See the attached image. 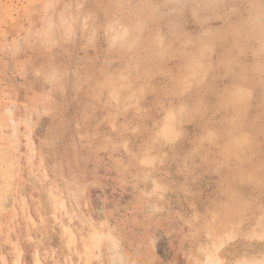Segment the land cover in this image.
<instances>
[{"label": "rangeland", "instance_id": "obj_1", "mask_svg": "<svg viewBox=\"0 0 264 264\" xmlns=\"http://www.w3.org/2000/svg\"><path fill=\"white\" fill-rule=\"evenodd\" d=\"M263 23L264 0H0V264L183 238L264 264Z\"/></svg>", "mask_w": 264, "mask_h": 264}, {"label": "crops", "instance_id": "obj_2", "mask_svg": "<svg viewBox=\"0 0 264 264\" xmlns=\"http://www.w3.org/2000/svg\"><path fill=\"white\" fill-rule=\"evenodd\" d=\"M236 95L244 93V89L239 87ZM242 93V94H243ZM186 217V216H185ZM184 217V218H185ZM177 242V241H176ZM256 240L236 239L226 241L218 252L222 264H243L242 262L254 259ZM264 258V241L261 242ZM150 253L143 254L142 264H208L206 252L204 251V242L202 238L198 241L189 242L185 238L181 242L173 243L170 252L163 249H157L153 244L149 245ZM133 249H130L129 255L133 256ZM136 251V249L134 250ZM136 254V253H135ZM137 255V254H136ZM252 264V263H251Z\"/></svg>", "mask_w": 264, "mask_h": 264}, {"label": "bare ground", "instance_id": "obj_3", "mask_svg": "<svg viewBox=\"0 0 264 264\" xmlns=\"http://www.w3.org/2000/svg\"><path fill=\"white\" fill-rule=\"evenodd\" d=\"M263 24H264V23H263ZM263 24H262V25H263ZM263 26H264V25H263ZM263 26H262V27H263ZM263 28H264V27H263ZM261 29H262V28H261ZM261 29H260V30H261ZM262 30H263V29H262ZM262 32H263V31H262ZM263 34H264V32H263ZM258 37H260V36H258ZM263 38H264V37H263ZM259 39H260V38H259ZM205 46H206V45H205ZM260 47H261V46H260ZM263 49H264V47H263Z\"/></svg>", "mask_w": 264, "mask_h": 264}]
</instances>
